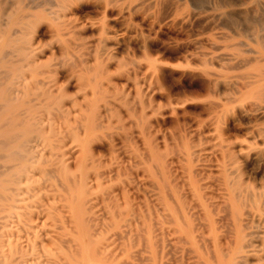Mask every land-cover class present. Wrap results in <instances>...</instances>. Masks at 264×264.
I'll use <instances>...</instances> for the list:
<instances>
[{
    "label": "rangeland",
    "instance_id": "1",
    "mask_svg": "<svg viewBox=\"0 0 264 264\" xmlns=\"http://www.w3.org/2000/svg\"><path fill=\"white\" fill-rule=\"evenodd\" d=\"M44 1L0 0V264H264V0Z\"/></svg>",
    "mask_w": 264,
    "mask_h": 264
},
{
    "label": "bare ground",
    "instance_id": "2",
    "mask_svg": "<svg viewBox=\"0 0 264 264\" xmlns=\"http://www.w3.org/2000/svg\"><path fill=\"white\" fill-rule=\"evenodd\" d=\"M45 1H46V0H45ZM45 1H44V2H45ZM50 1H51V0H50ZM60 1L62 2V0H60ZM60 1H59V2H60ZM66 2H67V1H66ZM68 2H69V1H68ZM206 2H207V1H206ZM241 2H242V1H241ZM62 3H65V1L62 2ZM48 4H50V3H48ZM226 4H227V3H226ZM57 5H58V4H57ZM60 5H61V4H60ZM220 5H221V4H220ZM66 6H67V5H66ZM66 6H65V7H66ZM22 7H23V6H22ZM68 7H69V5H68ZM220 7H221V6H220ZM25 8H26V7H25ZM61 8H62V7H61ZM20 9H21V8H20ZM20 9H19V10H20ZM63 9H64V8H63ZM23 10H25V9L23 8ZM21 11H22V9H21ZM63 11H64V10H63ZM63 11H60V12H63ZM24 12H25V11H24ZM60 12H59V13H60ZM64 12H65V11H64ZM26 14H27V13H26ZM53 14H55V13H53ZM53 14H52V15H53ZM30 15H31V14H30ZM55 15H56V14H55ZM60 16H61V15H60ZM10 17H11V16H10ZM21 17H22V16H21ZM23 17H24V14H23ZM38 17H39V16H38ZM15 18H16V17H15ZM15 18H14V19L12 18V19H13V22H14ZM17 18H18V17H17ZM36 18H37V17H36ZM40 18H42V17H40ZM8 19H9V18H7V20H8ZM38 19H39V18H38ZM42 19H43V18H42ZM7 20H6V21H7ZM10 20H11V18H10ZM17 20H19V19H17ZM17 20H16V21H17ZM39 20H40V19H39ZM53 20H55V19H53ZM61 20H62V18H61ZM252 20H253V19H252ZM3 21H5V20H3ZM30 21H31V20H30ZM248 21H249V20H248ZM254 21H255V20H254ZM254 21H253V22H254ZM8 22H9V21H8ZM13 22H12V23H13ZM59 22H60V21H59ZM66 22H69V21H66ZM3 23H4V22H3ZM5 23H6V22H5ZM15 23H17V22H15ZM29 23H30V22H29ZM34 23H35V22H34ZM230 23H231V22H230ZM0 24H1V23H0ZM20 24H21V23H20ZM28 25H29V24H28ZM31 25H32V24H31ZM56 25H58V24H56ZM0 26H2V24H1ZM22 26H24V25H22ZM29 26H30V25H29ZM32 26H33V25H32ZM32 26H31V27H32ZM35 26H36V25L34 24V27H35ZM60 26H61V25H60ZM60 26H59V27H60ZM4 27L7 28L6 25H4ZM11 27H13V26H11ZM19 27H20V26H19ZM25 27H26V26H25ZM70 27H71V26H70ZM77 27H78V26H77ZM21 28H22V27H21ZM64 28H65V27H64ZM103 28H104V27H103ZM29 29H30V28H29ZM29 29H28V30H29ZM70 29H73V28H70ZM70 29H69V30H70ZM243 29H244V28H243ZM4 30H5V29H4ZM14 30H16V29H14ZM21 30H25V29H21ZM54 30H55V29H54ZM245 30H246V29H245ZM19 31H20V30H19ZM58 31H59V29H58ZM58 31H57V32H58ZM101 31H103V29H102ZM4 32H5V31H4ZM9 32H10V31H9ZM13 32H14V31H13ZM52 32H53V31H52ZM65 32H66V31H65ZM69 32H71V31H69ZM21 33H22V32H21ZM26 33H28V31H27ZM31 33H32V32H31ZM61 33H62V32H61ZM61 33H60V34H61ZM101 33H102V32H101ZM2 34H3V33H2ZM2 34H1V35H2ZM17 34H18V33H17ZM22 34H23V33H22ZM22 34H20V37L22 36ZM63 34H67V35H68V33H63ZM63 34H62V35H63ZM70 34H71V33H70ZM70 34H69V35H70ZM12 35H13V33H12ZM24 35H25V34H24ZM52 35H54V33H53ZM57 35H58V34H57ZM71 35H72V34H71ZM28 36H30V35H28ZM9 37H10V36H9ZM18 37H19V36H18ZM22 37H23V36H22ZM22 37H21V39H22ZM61 37H62V36H61ZM27 38H29V37H27ZM66 38H67V36H66ZM3 39H4V38H3ZM14 39H15V41H16L17 36H16V38L14 37ZM23 39H24V38H23ZM25 39H26V38H25ZM57 39H58V36H57ZM68 39H70V38H68ZM26 40H27V39H26ZM70 40H71V39H70ZM12 41H14V40H12ZM15 41H14L13 43H15ZM24 41H25V40H24ZM24 41H23V42H24ZM59 41H61V40H59ZM62 41H64V40H62ZM62 41H61V43H62ZM67 41H68V40H67ZM71 41H72V40H71ZM18 42H19V41H18ZM75 42H76V41H75ZM2 43H4V42H2ZM2 43H1V45H2ZM7 43H9V42H7ZM21 43H22V41H21ZM27 43H28V42H27ZM64 43H65V42H64ZM15 44H17V41H16ZM5 45H6V43H5ZM5 45H4V46H5ZM34 45H35V44H34ZM62 45H64V44H62ZM70 45H71V44H70ZM73 45H74V44H73ZM75 45H76V44H75ZM78 45H79V44H77V47H78ZM6 46H7V45H6ZM9 46H10V45H9ZM25 46H26V45H25ZM25 46H24V47H25ZM13 47H15V46L13 45ZM16 47H17V46H16ZM19 47H20V46H19ZM62 47H63V46H62ZM77 47H76V48H77ZM80 47H81V46H80ZM80 47H79V49H81ZM82 47H83V46H82ZM10 48H11V46H10ZM20 48H22V47H20ZM28 48H29V46H28ZM67 48H68V47H67ZM76 48H75V49H76ZM6 49H7V48H6ZM13 49H17V48H13ZM29 49H30V48H29ZM29 49H28V50H29ZM37 49H38V48H37ZM37 49H36V50H37ZM72 49H73V48H72ZM75 49H74V50H75ZM4 50H5V48H4ZM22 50H24V49H22ZM25 50H27V49H25ZM30 50H32V49H30ZM9 51H10V50H9ZM13 51H14V50H13ZM13 51H12V52H13ZM16 51H17V50H16ZM67 51H68V50H67ZM78 51H80V50H77V52H78ZM18 52H19V50H18ZM34 52H35V51H34ZM75 52H76V51H75ZM77 52H76V54L78 55ZM26 53H27V52H26ZM26 53L24 54V51H23V54H24V55H26ZM28 53H29V51H28ZM35 53H36V52H35ZM65 53H67V52H65ZM79 53H80V52H79ZM2 54H3V52H2ZM2 54H1V55H2ZM7 54H8V53H7ZM7 54H5V52H4V55H5V56H7ZM14 54H16V53H14ZM17 54H18V53H17ZM68 54H69V52H68ZM73 54H75V53H73ZM11 55H13V54L11 53ZM81 55H82V54H81ZM26 56H28V55H26ZM79 56H80V55H79ZM79 56H78V58H79ZM14 57H15V55H14ZM3 58H4V56H3ZM18 58H19V57H18ZM32 58H33V57H32ZM1 59H2V58H1ZM21 59H22V57H21ZM21 59H20V61H21ZM64 59H65V58H64ZM64 59H63V60H64ZM73 59H74V58H73ZM74 60L77 61L76 59H74ZM74 60H73V61H74ZM7 61H9V60H7ZM7 61H6V62H7ZM17 61H18V60H17ZM17 61H16V62H17ZM23 61H24V63L26 62L25 60H23ZM31 61H34V60L31 59ZM75 61H74V62H75ZM84 61H85V58H84ZM260 61H261V60H260ZM0 62H2V61H0ZM18 62H19V61H18ZM21 62H22V61H21ZM53 62H54V61H52V64H53ZM74 62H73V63H74ZM247 62H248V61H247ZM13 63H15V62H13ZM55 63H57V62H55ZM62 63H63V62H62ZM69 63H70V62H69ZM71 63H72V62H71ZM4 64H5V63H4ZM4 64H3V65H4ZM6 64H7V63H6ZM26 64H27V63H26ZM32 64H33V62H32ZM34 64H35V62H34ZM34 64H33V65H34ZM36 64H37V62H36ZM60 64H61V63H60ZM64 64H65V63H64ZM66 64H67V62H66ZM80 64H82V63L80 62ZM83 64H84V63H83ZM247 64H248V63H247ZM0 65H1V64H0ZM23 65H24V64H23ZM23 65H22V66H23ZM58 65H59V64H58ZM58 65H54V66H58ZM13 66L16 67V66H18V65H16V66L13 65ZM13 66H12V68L9 67L10 70L13 69ZM28 66H31V65H27V67H28ZM50 66H51V65H50ZM59 66H61V68H62V65H59ZM59 66H58V68H60ZM74 66H75V65H74ZM76 66H77V65H76ZM18 67H20V69H21V66H18ZM27 67L25 66V68H27ZM67 67H68V66H67ZM81 67H82V65H81ZM28 68H29V67H28ZM53 68H54V67H53ZM58 68H57V69H58ZM63 68H64V67H63ZM69 68H70V67H69ZM20 69H19V70H20ZM44 69H45V68H44ZM57 69H56V70H57ZM81 69H84V68L82 67ZM15 70H16V69H15ZM23 70H24V69H23ZM71 70H72V69H71ZM73 70H74V68H73ZM76 70H77V68H76ZM86 70H87V69H86ZM0 71H1V70H0ZM2 71H3V70H2ZM33 71H34V70H33ZM79 71H81V70H78V72H79ZM82 71H83V70H82ZM94 71H95V70H94ZM96 71H97V70H96ZM3 72L5 73V70H4ZM23 72H24V71H23ZM34 72H35V71H34ZM52 72H53V71H52ZM52 72H51V75L53 74ZM83 72H85V70H84ZM86 72H87V71H86ZM86 72H85V74L82 73V75L84 74V75L86 76V75H90L89 73H91V72H89L88 74H86ZM8 73H11V72L8 71ZM8 73H7V74H8ZM30 73H31V72H30ZM7 74H6V75H7ZM12 74H13V73H12ZM17 74H19V73H17ZM21 74H22V73H21ZM34 74H35V73H34ZM40 74H41V72H40ZM40 74L38 73V75H40ZM44 74H45V72H44ZM6 75H5V76H6ZM10 75H11V74H10ZM35 75L37 76V73H36ZM95 75H96V74H95ZM8 76H9V75H8ZM9 77H10V76H9ZM11 77H13V76H11ZM20 77H21V76L19 75V78H20ZM29 77H30V76H29ZM33 77H34V76H33ZM33 77H32V78H33ZM41 77H42V76H41ZM88 77H89V76H88ZM14 78H15V77H14ZM32 78L30 77L29 79L32 80ZM39 78H40V77H39ZM96 78H97V77H96ZM96 78H95V79H96ZM11 79H12V78H11ZM35 79H38V78H35ZM40 79H41V78H40ZM42 79H44V78H42ZM92 79H93V78H92ZM9 80H10V79H9ZM12 80H15V81H16V79H12ZM53 80H54V79H53ZM53 80H51V81L53 82ZM5 81L7 82V80H5ZM32 81H33V80H32ZM83 81H84V80H83ZM93 81H94V79H93ZM17 82H20V81H17ZM17 82H16V84H17ZM28 82H30V84L32 83L31 81H28ZM86 82H87V80H86ZM91 82H92V81H91ZM97 82H99V81L97 80ZM10 83H11V82H10ZM37 83H38V82H36V84H37ZM39 83H40V82H39ZM45 83H46V82H44V84H45ZM1 84H2V83H1ZM5 84H6V83H5ZM33 84L35 85V83H33ZM33 84H31V85L33 86ZM40 84H42V83H40ZM47 84H48V83H47ZM53 84H54V83H53ZM87 84H89V83H87ZM14 85H15V84H14ZM96 85H97V84H96ZM6 86H7V85H6ZM9 86H10V85H9ZM32 86H31V87H32ZM42 86H43V85H42ZM48 86H49V85H48ZM93 86H94V84L92 85V87H93ZM98 86H99V83H98ZM14 87H15V86H14ZM40 87H41V86H40ZM5 88H6V87H5ZM19 88H20V87H19ZM19 88H18V89H19ZM33 88H34V87H33ZM48 88H49V87H48ZM53 88L55 89V87H53ZM10 89H11V87H10ZM5 90L7 91V89H5ZM19 90H20V89H19ZM19 90H18V92H19ZM2 91H4V90L2 89ZM6 91H5V92H6ZM14 91H15V90H14ZM28 91H29V90H28ZM55 91H57V90H54V92H55ZM98 91H99V90H98ZM9 92H10V91H9ZM47 92H48V91H47ZM47 92H45V93L47 94ZM54 92H53V93H54ZM60 92H61V91H60ZM0 94H1V93H0ZM12 94H13V93H12ZM81 94H82V93H81ZM83 94H85V93H83ZM96 94H97V92H96ZM96 94H95V95H96ZM4 95H5V94H4ZM7 95H8V94H7ZM31 95H32V94H31ZM53 95H54V94H53ZM99 95H100V94H99ZM27 96H28V93H26V97H27ZM40 96H43V97H44L45 94L42 93ZM47 96H48V95H47ZM54 96H55V95H54ZM54 96H53V97H54ZM58 96H59V94H58ZM61 96H63V95H61ZM76 96H77V95H76ZM79 96H80V95H79ZM83 96H84V95H83ZM96 96H98V94H97ZM0 97H1V95H0ZM3 97H4V96H3ZM17 97H18V96H17ZM22 97H23V96H22ZM37 97H38V96H37ZM53 97H52V98H53ZM59 97H60V96H59ZM77 97H78V96H77ZM92 97H93V96H92ZM9 98H10V97H9ZM46 98H47V97H46ZM49 98H50V97H49ZM94 98H95V97H94ZM100 98H102V97H100ZM100 98H99V99H100ZM13 99H14V98H13ZM19 99H20V98H19ZM19 99H18V101H19ZM96 99H97V98H96ZM96 99H95V101H96ZM10 100H12V99H10ZM36 100H37V99H36ZM39 100H40V99H39ZM42 100H43V99H42ZM47 100H48V99H47ZM100 100H101V99H100ZM5 101H7V97H5ZM8 101H9V100H8ZM43 101H44V100H43ZM50 101H51V100H50ZM59 101H60V100H59ZM65 101H66V100H65ZM72 101H73V100H72ZM72 101H71V102H72ZM91 101H92V103H93L94 99L91 100ZM41 102H42V101H41ZM68 102H69V101H68ZM8 103H9V102H8ZM15 103H17V101H16ZM39 103H40V101H39ZM44 103H45V102H44ZM61 103H63V102H61ZM96 103H97V102H96ZM11 104H13V103H11ZM11 104H10L9 107L6 106L5 109H3V110L1 111V113H0V122H3V121H9V124H10L9 127H8L9 129H8L7 132H3V133H1V132H2V131H1L0 133H1L2 135L6 136V138L11 139V140H12L14 137H16V136H18V137L20 138V141H21V140H23V141L25 140V141H26L27 139L29 140L30 138H28V137L31 135V133H32V131H33L34 129H32V127H30V126L27 125L26 127L24 126V129H23L22 131H20V132H17V131L15 130V128L17 127L16 122H18V121H16V118H14V116H12L13 113L10 114V111L15 110V109H12V108H11V107H12ZM25 104H26V103H25ZM57 104H58V103H57ZM87 104H88V103H87ZM42 105H44V104H42ZM94 105H95V104H94ZM96 105H97V104H96ZM44 106H46V105H44ZM58 106H59V105H58ZM58 106H57V107H58ZM83 106H84V105H83ZM89 106H90V105H89ZM46 107H47V106H46ZM52 107H53V106H52ZM0 108H2V107H0ZM47 108H48V107H47ZM82 108H83V107H82ZM86 108H87V107H86ZM16 109H18V108H16ZM76 109H78V108H76ZM79 109H80V108H79ZM79 109H78V110H79ZM93 109H94V108H93ZM96 109H97V108H96ZM96 109H94V110H96ZM19 110H22V109L20 108ZM28 110H29V109H28ZM34 110H35V109H34ZM34 110H33V111H34ZM42 110H43V109H42ZM57 110H58V109H57ZM23 111H24V110H23ZM51 111H52V110H51ZM53 111H54V110H53ZM69 111H70V110H69ZM91 111H92V109H91ZM21 112H22V111H21ZM31 112H32V111H31ZM34 112H35V111H34ZM73 112H74V111H73ZM105 112H106V111H105ZM17 113L20 114L19 112H17ZM29 113H30V112H29ZM61 113H62V111H61ZM9 114H10V115H9ZM33 114H34V113H33ZM63 114H64V113H63ZM50 115H51V114H50ZM50 115H49V116H50ZM16 116H17V114H16ZM29 116H30V115H29ZM61 116H62V115H60L59 117H57V119H59ZM27 117H28V116H27ZM35 117H36V116H35ZM35 117H34V118H35ZM42 117H43V116H42ZM54 117H55V116H54ZM79 117L81 118V115H80ZM94 117H95V113H94V111H93L92 114L90 115V117L87 118V124H88V123H91V126H92V122H93L94 119H95ZM17 118H18V117H17ZM20 118H21V117H20ZM37 118H38V117H37ZM83 118H84V115H83ZM18 119H19V118H18ZM18 119H17V120H18ZM29 119H30V118H29ZM44 119H45V117H44ZM63 119H64V117H63ZM21 120H22V119H21ZM27 120H28V119H27ZM31 120H32V119H31ZM33 120H34V119H33ZM54 120H56V119H54ZM60 120H61V119H60ZM60 120H59V121H60ZM85 120H86V118H85ZM43 121H44V120H43ZM51 121H52V120H51ZM64 121H66V120L64 119ZM80 121H81V120H80ZM20 122H21V121H20ZM41 122H42V121H41ZM41 122H40V123H41ZM44 122H46V121H44ZM55 122L57 123V120H56ZM83 122H84V121H83ZM94 122H95V121H94ZM30 123H31V121H30ZM30 123H29V124H30ZM34 123H35V122H34ZM51 123H52V122H51ZM51 123H50V125H51ZM59 123H60V122H59ZM61 123H62V122H61ZM61 123H60V124H61ZM77 123H78V122H77ZM21 124L23 125V123H21ZM41 124H42V123H41ZM57 124H58V123H57ZM60 124H59V126H60ZM75 124H76V123H75ZM80 124H81V123H80ZM82 124H83V123H82ZM37 125H38V124H37ZM77 126H78V125H77ZM79 126H81V125H79ZM2 127H3V126H2ZM36 127H37V126H36ZM40 127H41V125H40ZM65 127H66V125H65ZM83 127H84V126H83ZM92 127H93V126H92ZM50 128H51V126H50ZM96 128H97V127H95V129H94V128H93V129L96 130ZM86 129H87V128H86ZM37 130H38V128H37ZM37 130H35V131H37ZM58 130H59V127H58ZM3 131H4V130H3ZM39 131H41V130H39ZM42 131H44V130H42ZM45 131H46V130H45ZM49 131H50V130H49ZM61 131H62V130H61ZM70 131H71V130H70ZM78 131H79V130H78ZM33 132H34V131H33ZM59 132H60V131H59ZM80 132H81V131H80ZM41 133H42V132H41ZM60 133H61V132H60ZM64 133H66V132H64ZM69 133H70V132H69ZM78 133H79V132H78ZM93 133H94V132H93ZM1 134H0V135H1ZM33 134H34V133H33ZM36 134H37V133H36ZM38 134H39V133H38ZM79 135H81V134H79ZM87 135H88V134H87ZM92 135H93V134H92ZM92 135H91V136H92ZM4 136H3V137H4ZM43 136H44V135H43ZM46 136H47V135H46ZM57 136H58V134H57ZM84 136H86V133H85ZM12 137H13V138H12ZM40 137H41V136H40ZM50 137H51V136H50ZM65 137H66V136H65ZM73 137H74V136H73ZM88 137H89V136H88ZM92 137H93V136H92ZM34 138H35V137H34ZM46 138H47V137H46ZM57 138H58V137H56V139H57ZM60 138H61V137H60ZM76 138H77V137H76ZM17 139H18V138H17ZM31 139H32V137H31ZM42 139H43V138H42ZM53 139H54V138H53ZM74 139H75V138H74ZM85 139H86V138H85ZM60 140H62V139H60ZM75 140H76V139H75ZM89 140H91V139H89ZM14 141H15V140H14ZM84 141H85V140H84ZM84 141H83V142H84ZM10 142H11V141H10ZM78 142H80V141H78ZM87 142H88V141H87ZM87 142H86V143H87ZM0 144H1V143H0ZM14 144H16V142H15ZM21 144H22V143H21ZM19 145H20V144H19ZM22 145H24V143H23ZM25 146H26V145H24L23 148H25ZM28 146H29V145H28ZM51 146H52V145H51ZM56 146H58V145H56ZM12 147H13V146H12ZM54 147H55V146H54ZM81 147H82V146H81ZM83 147H84V144H83ZM85 147H86V146H85ZM21 148H22V147H21ZM21 148H20V149H21ZM52 148H53V147H52ZM52 148H51V149H52ZM55 148H57V147H55ZM18 150H19V149H18ZM23 150H24V149H23ZM23 150H22V151H23ZM29 150H30V148H29ZM53 150H54V149H53ZM57 150H58V149H57ZM82 150H84V149L82 148ZM25 152H26V151H24V153H25ZM13 153H14V152H13ZM24 153L22 152V154H24ZM29 153H30V152H29ZM20 154H21V153H20ZM25 154H26V153H25ZM25 154H24V155H25ZM57 154H58V153H57ZM84 154H85V152L83 153V157H84ZM22 156H23V155H22ZM22 156L19 155L18 158H20V157H22ZM26 156H27V155H26ZM26 156H24V157H26ZM54 156H55V155H54ZM7 157H8V156H7ZM28 157H29V156H28ZM57 157H58V156H57ZM57 157H56V158H57ZM3 158H4V157H3ZM12 158H13V157H12ZM12 158H11V159H12ZM58 158H59V157H58ZM85 158H86V157H85ZM85 158H84V159H85ZM0 159H2V158L0 157ZM23 159H24V158H23ZM25 159H26V158H25ZM86 159H87V158H86ZM21 160H22V159H21ZM83 161H84V160H83ZM89 161H90V160H89ZM89 161H87V162H89ZM5 162H6V161H5ZM94 162H95V161H94ZM94 162H93V163H94ZM96 162H97V161H96ZM85 165H86V164H84V167H85ZM91 166H92V164H91ZM81 167H82V166H81ZM84 169H85V168H84ZM81 180H82V179H81ZM84 183H85V182H84ZM79 185H80V184H79ZM70 186H71V185H70ZM81 186H82V185H81ZM83 186H84V185H83ZM79 187H80V186H79ZM234 187H235V185H234ZM235 188H236V190H238V189H239V186L237 185ZM83 193H84V192H83Z\"/></svg>",
    "mask_w": 264,
    "mask_h": 264
}]
</instances>
